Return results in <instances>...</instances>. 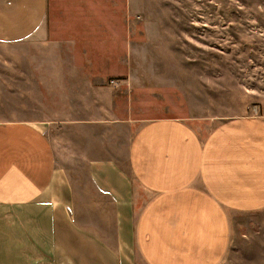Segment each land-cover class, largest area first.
Wrapping results in <instances>:
<instances>
[{"label": "crops", "instance_id": "obj_1", "mask_svg": "<svg viewBox=\"0 0 264 264\" xmlns=\"http://www.w3.org/2000/svg\"><path fill=\"white\" fill-rule=\"evenodd\" d=\"M51 2L0 0V41L78 33L79 12L49 21ZM47 123L0 122V264H221L230 215L264 208V119L142 120L117 157L111 143L87 159L89 195L73 191Z\"/></svg>", "mask_w": 264, "mask_h": 264}, {"label": "rangeland", "instance_id": "obj_2", "mask_svg": "<svg viewBox=\"0 0 264 264\" xmlns=\"http://www.w3.org/2000/svg\"><path fill=\"white\" fill-rule=\"evenodd\" d=\"M71 1L52 0L49 21ZM92 3L66 7L78 33L0 41V122L47 121L75 194L92 191L87 159L111 143L117 157L142 120L264 119V0ZM230 224L221 264H264V208Z\"/></svg>", "mask_w": 264, "mask_h": 264}]
</instances>
